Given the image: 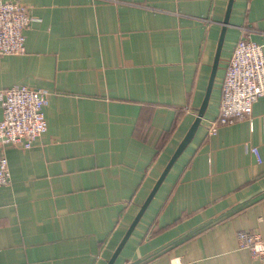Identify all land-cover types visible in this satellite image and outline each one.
<instances>
[{"label":"crops","instance_id":"obj_1","mask_svg":"<svg viewBox=\"0 0 264 264\" xmlns=\"http://www.w3.org/2000/svg\"><path fill=\"white\" fill-rule=\"evenodd\" d=\"M8 1L35 18L25 51L0 55V89L40 87L48 104L31 147L1 148L0 264H105L194 120L228 0ZM242 24L264 55V0H232L201 120L113 264H264L235 236L264 239V97L251 124L205 128Z\"/></svg>","mask_w":264,"mask_h":264},{"label":"built area","instance_id":"obj_2","mask_svg":"<svg viewBox=\"0 0 264 264\" xmlns=\"http://www.w3.org/2000/svg\"><path fill=\"white\" fill-rule=\"evenodd\" d=\"M35 17L20 2L0 0V55L25 51L23 29ZM232 53L224 67L220 85V100L216 117L207 120L208 134H214L220 125L247 119L251 124L253 102L264 97V55L262 44L253 40L249 33L254 28L242 24ZM48 94L40 87L15 84L0 89V185L8 183L7 157L1 148L18 145L31 147L33 141L46 130L44 107ZM249 150L261 161L257 145ZM259 215L253 225H261ZM238 248L247 249L253 260L264 262V239L253 229L235 232Z\"/></svg>","mask_w":264,"mask_h":264},{"label":"water","instance_id":"obj_3","mask_svg":"<svg viewBox=\"0 0 264 264\" xmlns=\"http://www.w3.org/2000/svg\"><path fill=\"white\" fill-rule=\"evenodd\" d=\"M231 1L232 0H228V3H227L225 15H224V18H223V25H222V29H221V32H220V35H219L217 48H216V51H215V56H214V60H213V64H212V68H211V73H210V76H209L208 84H207L206 91H205V94L203 96V99H202V101H201V103H200V105H199V107L197 109V112H196V115L194 117V120L192 121V123L189 126V128L187 129L186 133L184 134V136L182 137V139L178 143L177 147L175 148L174 152L170 156L169 160L167 161V163L164 166L163 170L161 171L160 175L158 176L156 181L153 183V185H152L150 191L148 192L146 198L141 203L138 211L134 215L132 221L128 225L127 229L125 230V232L122 235L121 239L117 243V245L114 248L113 252L109 256V258L106 260L105 264H113L114 263L117 255H118L119 251L121 250L124 242L126 241L128 235L130 234V232L133 229L134 225L138 221L139 217L141 216L142 212L144 211V209H145L146 205L148 204L149 200L151 199L152 195L159 188L161 180L165 176L166 172L168 171L169 167L174 162L176 157L180 154V152L183 150L185 145L189 142V140L193 136V133H194L197 125L199 124V122L201 120V117H202L203 112L205 110V107L207 105L209 93H210V90H211V87H212V83H213V79H214V75H215V70H216V67H217V61H218V57H219V51H220L221 43H222V40H223V34H224V31H225V26H226L225 24L228 21V14H229L230 6H231ZM142 259L132 260V261H129V262L124 263V264H136V263L140 262Z\"/></svg>","mask_w":264,"mask_h":264}]
</instances>
